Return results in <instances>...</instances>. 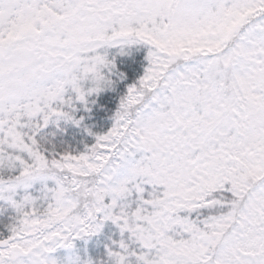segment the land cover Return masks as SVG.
<instances>
[{
	"label": "snow or ice",
	"instance_id": "1",
	"mask_svg": "<svg viewBox=\"0 0 264 264\" xmlns=\"http://www.w3.org/2000/svg\"><path fill=\"white\" fill-rule=\"evenodd\" d=\"M0 264H264V0H0Z\"/></svg>",
	"mask_w": 264,
	"mask_h": 264
}]
</instances>
